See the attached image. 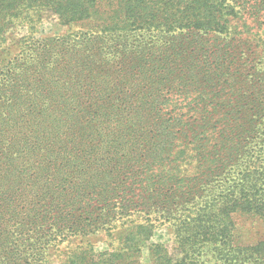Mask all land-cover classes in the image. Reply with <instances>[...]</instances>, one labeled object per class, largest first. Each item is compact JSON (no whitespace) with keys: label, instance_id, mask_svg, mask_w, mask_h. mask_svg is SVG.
Returning a JSON list of instances; mask_svg holds the SVG:
<instances>
[{"label":"trees","instance_id":"obj_1","mask_svg":"<svg viewBox=\"0 0 264 264\" xmlns=\"http://www.w3.org/2000/svg\"><path fill=\"white\" fill-rule=\"evenodd\" d=\"M46 14L79 29L3 47ZM245 221L264 225V0H0V264H142L158 226L174 247L150 264H264Z\"/></svg>","mask_w":264,"mask_h":264},{"label":"rangeland","instance_id":"obj_2","mask_svg":"<svg viewBox=\"0 0 264 264\" xmlns=\"http://www.w3.org/2000/svg\"><path fill=\"white\" fill-rule=\"evenodd\" d=\"M78 29L79 26L77 25L70 26V25L62 24L57 15L46 14L44 19L41 22H39L34 28L30 27L28 24L27 25L24 24V25H18L14 27L12 30H10L7 37V42L3 47L10 48L12 50V53L15 54L19 50L18 49L19 45L31 39L41 40L45 37L64 35ZM19 39L22 40L21 43H19L18 41ZM245 227L246 230L249 231L245 236L246 238L245 240L247 241L255 242L260 237H262V234H264V225L255 226L254 224H251L249 221H245ZM90 238L95 242L96 249L105 250L108 247L107 243L103 239L97 240L98 238L96 236H92ZM79 242L80 240H77L72 244H77ZM154 243H163L167 246V248H169L171 252L173 251V247H174L173 235L168 227L158 226L154 231V234L150 237V239L143 242L142 253L140 256V260L142 264H150L151 262L150 248ZM62 249L64 248L61 249L53 248L50 250L49 256H50L51 264H60V257L63 254L61 252Z\"/></svg>","mask_w":264,"mask_h":264}]
</instances>
